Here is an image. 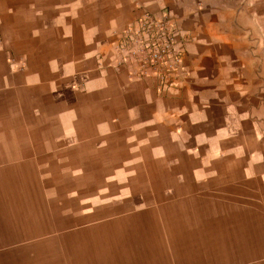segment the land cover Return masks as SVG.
<instances>
[{
  "label": "crops",
  "instance_id": "crops-1",
  "mask_svg": "<svg viewBox=\"0 0 264 264\" xmlns=\"http://www.w3.org/2000/svg\"><path fill=\"white\" fill-rule=\"evenodd\" d=\"M143 10L164 94L109 63ZM0 264H264V0H0Z\"/></svg>",
  "mask_w": 264,
  "mask_h": 264
},
{
  "label": "built area",
  "instance_id": "built-area-1",
  "mask_svg": "<svg viewBox=\"0 0 264 264\" xmlns=\"http://www.w3.org/2000/svg\"><path fill=\"white\" fill-rule=\"evenodd\" d=\"M109 63L133 79L152 78L158 94L176 86L184 74V45L189 38L171 16L143 10L113 33Z\"/></svg>",
  "mask_w": 264,
  "mask_h": 264
},
{
  "label": "rangeland",
  "instance_id": "rangeland-1",
  "mask_svg": "<svg viewBox=\"0 0 264 264\" xmlns=\"http://www.w3.org/2000/svg\"><path fill=\"white\" fill-rule=\"evenodd\" d=\"M13 246H11V248H12ZM5 251H15L14 249H8V250H5Z\"/></svg>",
  "mask_w": 264,
  "mask_h": 264
},
{
  "label": "bare ground",
  "instance_id": "bare-ground-1",
  "mask_svg": "<svg viewBox=\"0 0 264 264\" xmlns=\"http://www.w3.org/2000/svg\"><path fill=\"white\" fill-rule=\"evenodd\" d=\"M133 240V239H132Z\"/></svg>",
  "mask_w": 264,
  "mask_h": 264
}]
</instances>
